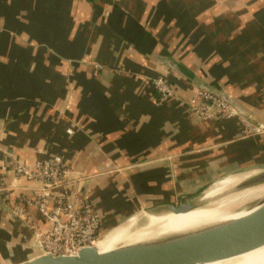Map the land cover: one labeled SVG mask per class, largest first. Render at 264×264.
I'll list each match as a JSON object with an SVG mask.
<instances>
[{"label":"crops","instance_id":"1","mask_svg":"<svg viewBox=\"0 0 264 264\" xmlns=\"http://www.w3.org/2000/svg\"><path fill=\"white\" fill-rule=\"evenodd\" d=\"M117 5L108 21L85 0H0V174L11 185L17 163L63 157L71 172L86 175L69 180L70 188L91 203L105 232L264 164V142L240 138L234 119L159 105L137 73L167 78L182 98L192 88L144 54L139 29L124 27L134 21L155 37L157 53L264 114V0ZM28 246L26 233L0 214V264L28 260Z\"/></svg>","mask_w":264,"mask_h":264},{"label":"water","instance_id":"2","mask_svg":"<svg viewBox=\"0 0 264 264\" xmlns=\"http://www.w3.org/2000/svg\"><path fill=\"white\" fill-rule=\"evenodd\" d=\"M85 1L94 8H100L102 10L101 16L108 21L112 18L113 12H117L119 9L117 5L118 0ZM123 16L125 18L126 15H124V13L122 14V18L120 19L121 24L122 19H124ZM124 27L135 29L136 32L137 29H139V34L144 35V38L141 39L144 45V54L164 67L168 72L181 77L191 86V95L186 98L183 97L187 106L181 103V99H176L172 102L184 105L189 109L190 107L198 106L194 102L202 93L218 98L230 106L234 112L233 119L238 122L240 126L241 119H243L262 132L260 135L244 140L261 139L264 142L263 113L245 104L223 87L199 76L171 54L166 52L157 53L154 49L156 42L155 37L152 34L150 35V33L145 31L143 27L136 24L134 21L127 22ZM95 66L98 67L97 65ZM134 77L141 79L145 87L153 94L156 93L153 80L157 77H152L148 73H137ZM156 100L159 105L169 103L161 101L158 95ZM72 103L73 98L69 96L65 104L60 107L59 113L61 116L70 110ZM73 133L74 128L70 127L68 129V134L72 135ZM241 133L242 127L240 138H242ZM136 160L138 161L141 159H133L132 163L135 164ZM135 170L140 173L143 169L139 168ZM131 174H133V170L124 171V175L128 177H130ZM67 178L70 181H78L82 178H86V175L70 171ZM236 178H240L242 181L231 189H227L218 195L210 196L212 190L222 185L224 181ZM25 184V181L21 183V185ZM260 186H264V164L249 167L227 175L215 181L203 192L190 200H183L177 204L161 205L148 212L163 211V213H171L174 215L185 214L202 207H212L218 203L219 199L227 195L240 193L247 189ZM247 207L251 208V210L238 218L210 223L189 230L171 232L170 234L158 238L120 245L107 252H101L93 246L83 248L72 256H53L51 254H44L39 237L31 230L24 220L0 200V214L8 218L17 227L19 226V228L26 233L27 237H29L28 247L34 256L19 264H211L220 262L264 247V194L252 200V203L247 205ZM117 227L119 226L115 228ZM115 228L108 231L105 235Z\"/></svg>","mask_w":264,"mask_h":264},{"label":"built area","instance_id":"3","mask_svg":"<svg viewBox=\"0 0 264 264\" xmlns=\"http://www.w3.org/2000/svg\"><path fill=\"white\" fill-rule=\"evenodd\" d=\"M153 86L161 101L181 99V103L186 104L167 78H155ZM194 103L200 109L197 115H201L203 120L210 117L234 118L230 106L211 95L202 93ZM241 127L243 139L262 133L243 119ZM14 170L11 185L0 174V200L39 237L44 254L72 256L83 248L95 246L105 236L107 232L103 231L102 222L91 203L81 202L77 191L71 190L72 182L67 178L70 170L61 157L41 160L33 165L17 163ZM23 181L25 185H21ZM31 211L36 212L34 217Z\"/></svg>","mask_w":264,"mask_h":264},{"label":"bare ground","instance_id":"4","mask_svg":"<svg viewBox=\"0 0 264 264\" xmlns=\"http://www.w3.org/2000/svg\"><path fill=\"white\" fill-rule=\"evenodd\" d=\"M240 181H242L240 178L228 179L222 185L213 189L210 196H215L227 189H231ZM263 194L264 186H260L247 189L240 193L227 195L219 199L218 203L212 207H202L185 214L174 215L171 213H163V211L147 212L144 215L149 214L153 216L151 221L149 219L143 220L142 223L144 221L147 223L134 228L132 231H129L124 226L115 228L99 240L95 244V247L101 252H107L120 245L158 238L171 232L189 230L210 223L238 218L247 214L251 210L247 205ZM211 264H264V247Z\"/></svg>","mask_w":264,"mask_h":264},{"label":"rangeland","instance_id":"5","mask_svg":"<svg viewBox=\"0 0 264 264\" xmlns=\"http://www.w3.org/2000/svg\"><path fill=\"white\" fill-rule=\"evenodd\" d=\"M187 106V105H186ZM192 111H193V113H194V115H197L198 114V112L200 111V109L198 108V107H192ZM204 116L206 117L207 115H205L204 114ZM62 159H63V162H64V164L66 165V163H65V161H64V158L63 157H61ZM67 166V165H66ZM148 211H143V212H140V213H137V214H135V215H133V216H131V217H129V218H127V219H125L124 221H122L118 226L119 227H122V226H124L125 228H128L129 229V231H132L134 228H137V227H139V226H141V225H144V224H146L147 222H143L142 223V221L143 220H145V219H149L150 221L153 219V216H151V215H149V214H147V215H144V214H146ZM149 213V212H148ZM133 218V219H132ZM149 221V222H150Z\"/></svg>","mask_w":264,"mask_h":264}]
</instances>
